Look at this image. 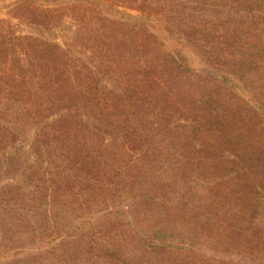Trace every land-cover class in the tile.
I'll return each instance as SVG.
<instances>
[{"label": "trees", "instance_id": "1", "mask_svg": "<svg viewBox=\"0 0 264 264\" xmlns=\"http://www.w3.org/2000/svg\"><path fill=\"white\" fill-rule=\"evenodd\" d=\"M186 11L197 21L189 30L214 35L193 27L209 24L207 8ZM99 14L82 15L96 26L68 32L34 23L0 30V100L22 105L35 125L29 134L0 124V176L17 195L54 186L86 194L82 208L96 193L106 201L136 185L175 195L170 206L165 194L132 197L134 217L149 203L160 216L146 233L127 224L136 249L131 256L103 225L75 233L77 253L89 264H264V99L245 82L264 72V42L187 40L211 73L199 72L178 50L164 51L145 18L114 23ZM87 31L94 33L83 41ZM166 31L188 37V30ZM225 69L238 75L248 97ZM7 109H0V120ZM171 164L174 180L162 184L154 169L164 173ZM154 223L190 226L189 249L162 243L167 236L155 233ZM43 226L38 240L51 254L55 230Z\"/></svg>", "mask_w": 264, "mask_h": 264}, {"label": "rangeland", "instance_id": "2", "mask_svg": "<svg viewBox=\"0 0 264 264\" xmlns=\"http://www.w3.org/2000/svg\"><path fill=\"white\" fill-rule=\"evenodd\" d=\"M92 1L98 2V6L89 4ZM253 1L0 0V30H17L27 24L34 23L63 26L64 32H68V29L72 27L74 30L78 29L82 24H85V27L96 26L94 21H88L87 17L82 16L85 13L92 15L94 12L100 13L99 15L103 18L106 17L113 22L145 18L147 24L153 27L151 32H154L160 42L164 43L162 47L164 51L176 52L178 50L181 55L188 59V66L192 69L211 73L204 57L187 40L202 43V40L226 38L236 41L264 42V33H262L264 31V0H256V4ZM209 2L212 3L210 6L207 5ZM188 6L190 8H207L209 24H197L193 27L201 29L202 33L203 31H206L207 34L214 33L213 36L201 35L198 34L199 32L189 30L192 22L197 21L194 16L188 17V11L184 12ZM86 7L89 9L86 10ZM166 28H174V31L176 28L183 31L188 30V37H182L178 40L177 34H170ZM235 31H239V34L230 35V32L234 33ZM217 32H228V34L220 36ZM93 33L92 31L85 32L83 41H87V38ZM69 34L73 36V32ZM179 42H182L183 46ZM87 52L85 50L84 54ZM73 55L74 57L81 56L76 52ZM81 57L87 60L86 55ZM227 72V80L229 82L234 81L240 86L241 95L248 97L251 91L264 99V72L251 74L245 78L246 87L250 91L245 89L243 82L237 79L238 75L235 78L230 71L225 69L224 73ZM6 106L8 109L5 110L4 119L0 120V124L33 134L35 125L31 121L32 118L25 116L24 110L26 109L22 105L8 104L4 99L0 100V109H5ZM173 167L172 164L169 165V169L164 167L166 170L164 173H160L163 169L161 171L154 169L157 174L161 175L162 184L174 180L173 172L175 169ZM71 188L74 189V192L76 191L75 185ZM147 190V184L136 185L132 189L126 190L122 197L117 195L112 199L108 196L107 198L110 200L107 199L106 201L99 198L96 193L88 200L87 207L82 208L80 200L85 198L86 194L66 193L63 189L54 186L51 192L45 188L39 194L17 195L15 194V187L9 182L8 177L0 176V264H89L83 255L77 253L79 242H75V235L82 234L95 224L103 225L107 229L106 231H111L112 240L118 244L120 250L128 256L133 255L136 250L130 242V235L133 234V231L130 232L131 229H127V224L130 223L129 226L136 233H146L154 219L160 215L157 214L156 209H153V204L149 203L145 210L140 209L134 217V209L130 207L133 204L132 197L138 196L140 192L146 193L147 196L165 194L168 196L167 198L172 196L171 202L168 200L170 203L166 202V205L169 204L170 206L175 202L173 197L175 195L167 192L166 187L152 191V194H150L151 190ZM9 192L10 196L13 197L10 202L8 201L9 195H7ZM167 193L169 194L167 195ZM115 194L116 192L113 191L112 195ZM147 196L145 195L144 199ZM32 199L34 200L32 201ZM141 204L139 206H142ZM170 209L164 210V212H170ZM108 211H113L115 218L106 217ZM164 212L161 214L162 217L166 215ZM134 220L137 222L136 225ZM45 224L50 229L55 230L54 236L56 237L50 246H54L56 249L54 248L55 251L51 254L46 253L43 242L38 240V236L44 231L43 225ZM155 224L159 228L156 229L155 233L158 231V235H161L165 232L167 236L165 240H162V243L176 249H189L193 234L190 226ZM120 232H123L122 236L119 234ZM64 241L69 242V244H65ZM201 242L203 241L201 240ZM9 253L14 254V256H8Z\"/></svg>", "mask_w": 264, "mask_h": 264}]
</instances>
